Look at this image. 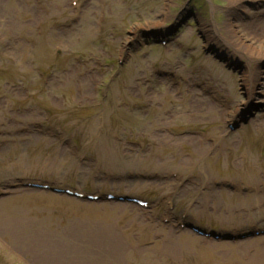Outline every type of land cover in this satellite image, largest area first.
<instances>
[{"label":"rangeland","instance_id":"374dc122","mask_svg":"<svg viewBox=\"0 0 264 264\" xmlns=\"http://www.w3.org/2000/svg\"><path fill=\"white\" fill-rule=\"evenodd\" d=\"M242 6L0 0V264H264V58L232 34L264 35V0Z\"/></svg>","mask_w":264,"mask_h":264},{"label":"bare ground","instance_id":"6f19581e","mask_svg":"<svg viewBox=\"0 0 264 264\" xmlns=\"http://www.w3.org/2000/svg\"><path fill=\"white\" fill-rule=\"evenodd\" d=\"M246 1H248V2H250L252 4H256L257 2H260L261 0H231L232 3H235L239 7H243L242 5ZM151 24L157 26L158 21H153ZM232 24L233 23H231V25ZM231 25H230V27H231ZM232 34H233V36H235L234 37L235 38L234 39L235 42H233V43L238 44L237 48L240 50V51H238L240 54H242L243 56L246 55V57L248 59H249V56H250V58L253 57L255 60H259L260 57L261 58H264L263 57L264 56V35L261 38H258V41H253L247 35V33L245 32V30H243V31L242 30H239V29H237L234 26H232ZM257 71H255V74L254 75L258 78V76L256 75L258 73ZM253 95L254 96L257 95V94H255L254 89H252L250 92H248L247 93V98L245 100H243V101H240L238 104L239 105H242L243 104L246 107L248 104L251 103V101L253 99ZM256 101H259V100H256ZM236 116L237 115L233 114V115H230V117H229V118H231V124L232 125H234V122L237 120V117ZM229 128H227V129H229ZM196 138L202 139L200 136H196ZM253 264H261V263H260L259 260L257 262V259H254L253 258Z\"/></svg>","mask_w":264,"mask_h":264}]
</instances>
